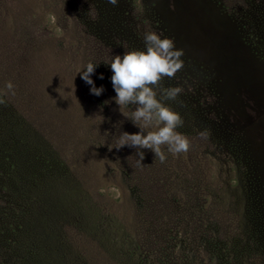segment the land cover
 Segmentation results:
<instances>
[{
	"label": "rangeland",
	"instance_id": "rangeland-1",
	"mask_svg": "<svg viewBox=\"0 0 264 264\" xmlns=\"http://www.w3.org/2000/svg\"><path fill=\"white\" fill-rule=\"evenodd\" d=\"M146 31L183 50L164 162L111 148L105 62ZM0 100V264H264V0H0Z\"/></svg>",
	"mask_w": 264,
	"mask_h": 264
},
{
	"label": "clouds",
	"instance_id": "clouds-1",
	"mask_svg": "<svg viewBox=\"0 0 264 264\" xmlns=\"http://www.w3.org/2000/svg\"><path fill=\"white\" fill-rule=\"evenodd\" d=\"M107 2L115 5L118 0ZM143 44L142 49L124 51L122 55H114L105 62L111 69L110 82L118 110L139 129L134 133L120 132L111 148L136 147L140 159L144 155L140 149H150L155 157L164 162L166 153H183L189 147L187 137L177 131L182 124L180 114L163 103L166 99H175L182 88L179 85L159 87V96L157 94L158 82L165 76L171 78L183 66V50L176 48L170 37L156 31H146ZM97 64L89 61L82 66V71L80 69L77 72L90 86L89 92L99 96L104 90L103 85L95 86L90 75ZM98 78L103 79V74H99ZM4 87L14 95L11 81H6ZM129 105H135L134 110L128 113L121 111L122 106ZM198 134L206 136L207 132Z\"/></svg>",
	"mask_w": 264,
	"mask_h": 264
}]
</instances>
